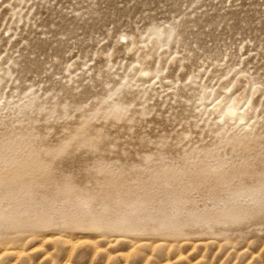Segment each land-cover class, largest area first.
I'll return each instance as SVG.
<instances>
[{
  "label": "rangeland",
  "instance_id": "374dc122",
  "mask_svg": "<svg viewBox=\"0 0 264 264\" xmlns=\"http://www.w3.org/2000/svg\"><path fill=\"white\" fill-rule=\"evenodd\" d=\"M0 264H264V0H0Z\"/></svg>",
  "mask_w": 264,
  "mask_h": 264
},
{
  "label": "bare ground",
  "instance_id": "6f19581e",
  "mask_svg": "<svg viewBox=\"0 0 264 264\" xmlns=\"http://www.w3.org/2000/svg\"><path fill=\"white\" fill-rule=\"evenodd\" d=\"M224 111H225L227 114H229V115L234 114L235 111H236L235 105H234V104L228 105V106L224 109Z\"/></svg>",
  "mask_w": 264,
  "mask_h": 264
}]
</instances>
